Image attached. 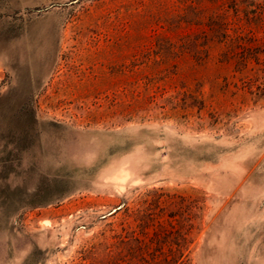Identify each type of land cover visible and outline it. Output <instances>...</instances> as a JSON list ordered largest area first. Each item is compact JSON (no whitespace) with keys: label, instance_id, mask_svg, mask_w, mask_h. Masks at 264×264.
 <instances>
[{"label":"rangeland","instance_id":"374dc122","mask_svg":"<svg viewBox=\"0 0 264 264\" xmlns=\"http://www.w3.org/2000/svg\"><path fill=\"white\" fill-rule=\"evenodd\" d=\"M0 264H264V0H0Z\"/></svg>","mask_w":264,"mask_h":264}]
</instances>
